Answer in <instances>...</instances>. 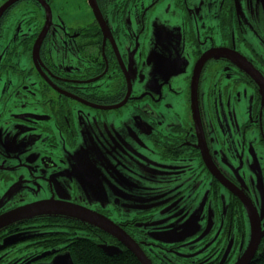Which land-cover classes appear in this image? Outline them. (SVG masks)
Returning a JSON list of instances; mask_svg holds the SVG:
<instances>
[{"label":"flooded vegetation","instance_id":"obj_1","mask_svg":"<svg viewBox=\"0 0 264 264\" xmlns=\"http://www.w3.org/2000/svg\"><path fill=\"white\" fill-rule=\"evenodd\" d=\"M191 1L0 0V182L8 184L9 171L28 172L22 164H7L14 157L3 150L15 146L16 138L8 143L12 132L22 137L17 143L26 145L28 160L38 164L31 178L43 196L33 202L16 184L4 192L2 184L0 215L38 202L79 205L47 191L52 180L70 176L57 167L59 145L75 147L82 140L77 118L84 116L90 128V121L107 124L112 133L103 131V142L122 145L120 154L137 153L146 162L149 155L150 182L159 197L148 203L121 194L133 201L122 210L114 195L106 208H85L118 225L151 264H234L241 257L253 229L244 201L264 231V203L254 188L264 181V0H205L211 2L210 18L200 26L187 9ZM156 18L176 27L185 47L188 70L176 78L168 69L179 64L173 53L181 49L175 46L162 60L149 50ZM119 112L138 130L125 134L134 148L112 130L111 124L120 129ZM106 178L119 194L130 183L114 174ZM194 205L201 212L189 215ZM47 213L0 226V264L39 249L61 250L64 244L51 243L66 228L54 227L71 224ZM153 216L171 224L149 228ZM109 244L125 248L117 240Z\"/></svg>","mask_w":264,"mask_h":264},{"label":"rangeland","instance_id":"obj_2","mask_svg":"<svg viewBox=\"0 0 264 264\" xmlns=\"http://www.w3.org/2000/svg\"><path fill=\"white\" fill-rule=\"evenodd\" d=\"M210 5H211L210 1H205V0H201V2L200 1L198 2L196 0L191 1V4L187 7V9L193 11L192 13L193 21L196 25L200 26L203 23H205L208 20V18H210L209 16V12H211ZM26 7L27 6H23V4H21L19 9L23 10L26 9ZM158 8L159 5H156V7L153 10L155 11ZM151 10H147V15L151 13ZM79 14L80 12L75 10V15H79ZM53 19L60 20L55 12H53ZM262 19L264 20V8L262 11ZM167 26H168L167 24L158 21L157 18L155 19L151 27L150 38L152 44L149 45V50L156 57L162 60L165 59L167 55V51L169 50L173 51V48L175 46L181 49L179 53H175V54L173 53V55L177 57L175 58L176 62L179 61V64L175 67L172 64L173 66H171V68L168 69L169 71H172L171 76L173 78H176L183 72L186 73L188 70V67H186L187 54L183 50V48L185 47L181 48L182 44L181 42H179L177 28L176 27L169 28ZM159 39L162 40L158 42ZM175 41H177V43L179 42V44L175 45L174 44ZM137 84L138 87L140 88L139 83ZM149 84H150L149 82H146L144 87L149 86ZM139 88L137 89L138 91ZM125 111L126 109H122L121 113ZM121 113L119 112L115 116L118 123L120 120H123L121 122L120 129L116 128V126L111 124V126L113 127L112 130L116 131L121 136H123V138L127 141V143H129L134 148L135 142L131 139H128V137H126L125 134L130 135V132H133L136 135H138V130L137 128L134 127L131 121L130 120L128 121L126 117L122 116ZM128 116H130V113ZM83 117L84 116H80L77 118L78 121L83 122L81 127L82 140L79 141L75 147H70L67 143H61L59 145L60 154L57 157L59 162V163L57 162V167H60L62 171H65L68 175L70 174V176L61 178L56 181L54 180L51 181L50 176H47V172L44 171L45 176L48 177L46 182L51 181L50 190L47 191V195H49L50 198L52 196H55L56 198L59 199L77 201L80 206L82 205L84 207H89V208H93V207L106 208V206L108 205L107 201L112 196L115 195L119 200L118 201L119 207L122 210H124L126 204H129L128 202L133 203V201H129L127 198H124V196H122L121 194L142 197L143 202L146 201L148 203H156L159 200V197L157 195L158 192L155 190L156 189L155 186L150 182L151 168L153 166L148 161L149 159H151L149 155L145 154L147 159L146 162L144 156L142 155L138 156L137 153L133 154L132 152H126L124 150L123 151L124 154H120L118 150L123 148L122 145H119L118 143H114L112 139L105 140L103 142L102 138H105L104 132L112 133L111 129H108L106 126H103L107 124L105 122L103 123L102 121L101 123L98 122L97 125V123L93 124L92 123L93 121H90V125H91L90 128L88 127L87 122L83 119ZM99 134L101 137H99ZM7 137H8V143H10L9 141H11L13 138H16L15 146L5 145L4 147L3 151H5V154L13 155L14 157V158H9L7 164H9V161H13L17 164H22L24 166L23 167L24 170H26V168L28 169V172L26 171L23 176L20 175L19 173L14 174L13 172L12 174H10L11 173L10 171L5 173L4 175L8 180V184L10 183L16 184L21 189L22 192L30 194V198L31 200H33V202H37V200H42L41 198L43 196L40 194L41 185H39L38 182H36L37 180H32L31 178V174H33V176H37L36 166H38V164L36 163L35 160L33 161L28 160V154H27L28 152L24 153V150L26 149L25 148L26 145L22 146L18 144L20 138H22L20 135H16L12 132H9L7 134ZM29 146L31 148L33 146V143L31 142L27 147ZM31 156H33L35 159L37 158V155L35 153L31 154ZM227 159L229 160V156L227 157ZM81 161H83V163H81ZM118 163H120L121 166H118ZM18 169L20 168H16V171ZM128 170L133 171L132 175L128 174L127 172ZM112 174L116 175L117 178H119L120 183L122 184H125L124 183L125 180L130 181L129 184L120 187V194L116 190L117 187L113 183H112V187L107 186L108 181L106 177ZM28 177H29V182L26 181ZM2 184H3V192H4L8 184H4V182L3 183L0 182V186ZM98 184L102 186V189ZM128 185L130 186L125 187ZM254 188H255V192L258 195V199H260L261 202L264 203L263 179L257 181ZM161 197L163 198V196ZM181 208L183 209V211H185L190 209L191 207L182 206ZM201 209L202 207L194 205L189 210V215H198V213L201 212ZM168 212L174 214L175 209L172 208ZM182 218L185 220L187 219L185 213L182 216ZM159 224H163V225L171 224V220L170 218L164 219L160 216L157 217L153 216V218L150 220L147 226L150 228L152 226ZM251 237L249 238V242ZM18 247H20V243L18 244ZM104 247H106V249L111 252L118 250V248L114 246L107 245ZM58 248L59 247H53L51 249H39L34 251L30 255L31 257H28L29 259L21 258L12 262L8 260L4 264H73L71 254L69 253V251L62 250V248L61 250H58ZM9 256L11 257L12 255Z\"/></svg>","mask_w":264,"mask_h":264},{"label":"water","instance_id":"obj_3","mask_svg":"<svg viewBox=\"0 0 264 264\" xmlns=\"http://www.w3.org/2000/svg\"><path fill=\"white\" fill-rule=\"evenodd\" d=\"M244 203L247 206L248 210L250 211L249 214L253 222V229H252L253 234L250 239V242H248L249 244L246 250L243 252L241 257H239L234 264H250L251 260L254 258L257 252L260 239L264 235V231L260 230L259 220L256 216L255 211L253 210V208L250 209L248 203H246L245 201ZM47 212L64 213L74 218L85 221L90 225L101 229L102 231L106 232L111 237H113L115 240H117L131 254H133V256L137 259L139 264H151L150 261L144 255V253L141 251V249L138 247V245L135 243V241L118 225H116L113 221L106 218L105 216L79 205L61 203V202H51V201L24 205L0 215V226L3 225L4 227L7 224L15 222L17 220L23 218H30L36 214L47 213ZM14 242H16V240L8 241L5 246L10 245ZM103 248L107 252H111L107 250L106 247ZM117 251H112V252H117Z\"/></svg>","mask_w":264,"mask_h":264},{"label":"trees","instance_id":"obj_4","mask_svg":"<svg viewBox=\"0 0 264 264\" xmlns=\"http://www.w3.org/2000/svg\"><path fill=\"white\" fill-rule=\"evenodd\" d=\"M47 214L59 218L58 222L71 224L70 228L55 225V229L66 228V232H57L56 240L51 244H64L62 249L69 251L73 264H139L133 254L123 247L117 252H107L103 247L111 246L109 243L115 240L101 229L64 213ZM250 264H264V239Z\"/></svg>","mask_w":264,"mask_h":264}]
</instances>
